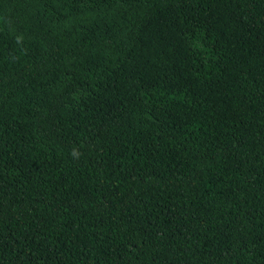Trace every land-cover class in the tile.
<instances>
[{"label":"trees","instance_id":"1","mask_svg":"<svg viewBox=\"0 0 264 264\" xmlns=\"http://www.w3.org/2000/svg\"><path fill=\"white\" fill-rule=\"evenodd\" d=\"M0 264H264V0H0Z\"/></svg>","mask_w":264,"mask_h":264}]
</instances>
